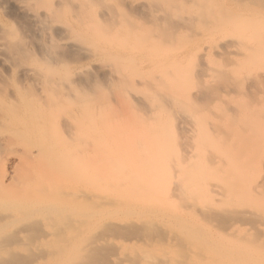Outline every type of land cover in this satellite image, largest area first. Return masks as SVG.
Listing matches in <instances>:
<instances>
[{
  "label": "bare ground",
  "instance_id": "6f19581e",
  "mask_svg": "<svg viewBox=\"0 0 264 264\" xmlns=\"http://www.w3.org/2000/svg\"><path fill=\"white\" fill-rule=\"evenodd\" d=\"M7 1L27 16L33 35L40 40L25 44L17 28L0 23V64L13 73L12 78L0 77V264H22L20 256H24L27 248L39 251L47 249L46 252L41 250L39 255L35 252L34 256L28 257L27 264L106 263L104 254L108 249L105 248L111 245L110 242L96 240L90 245H83V219L90 218L96 211H93L91 204L86 208L83 204V199L87 198L83 190V163L89 156L85 151L92 144L94 146L96 141L109 142L116 139L117 134L113 137L107 128L83 129V105L107 108V100L101 97L98 86H95L92 95L83 93V65L73 67L71 63H83V56L89 60H100L101 63L96 64L94 70L100 75H111L120 83L125 94L116 98V106H112L116 110L114 113L133 103L137 104L138 110H147L148 116L155 115L158 110L169 112L170 107L177 109L179 100H174L175 96L171 93L163 94L165 88L160 86V90L154 83L170 76L174 79L180 69L179 62L185 57L196 54L194 57L198 56L201 61L208 52L236 54L230 48L245 39L252 43L247 49L251 60L255 59V64L264 66V0ZM236 32L239 35L236 36ZM200 38H206L203 40L211 43L202 52L196 50ZM195 50L199 53H195ZM261 65L257 67L263 68ZM140 66L161 75L158 78V75L153 77V73H148V77L152 78L149 81L142 78V83L144 81L147 86L153 83L155 86V93L148 91L153 92L151 95L147 91L145 95L142 90V95L134 93V89L139 91L143 84L141 79L134 80L132 69ZM261 70L254 76L255 87L259 91L251 92L247 103V107L255 106L259 110L256 118L264 113V69ZM129 72L134 77L131 78ZM205 72L207 70L203 65L202 69L198 67L196 70L202 76ZM17 75L24 80L21 81ZM155 77L158 79H153ZM136 82L141 83L138 88ZM179 109H185V106L181 104ZM150 133H147L148 142L145 136L146 141L138 140L142 142L139 151L142 146L145 148V142L151 146L155 136L158 138L159 132ZM159 139L162 143L165 140ZM104 145L105 152L109 154L111 151H106L109 148L106 143ZM131 145L126 148L122 144L123 150L116 145L114 151L120 152L113 151L111 158L124 151L125 155L127 152H137L138 145ZM155 145L160 147L159 142ZM98 146L105 155L100 143ZM244 150L246 164H258L264 171L262 144L253 142ZM98 153L101 154L100 151ZM152 153L160 154V150ZM157 160L151 157L150 164H156ZM139 171V164L124 167L121 172L110 171L111 176H127L118 181H129L131 185L118 186L114 198L96 199L94 195L90 200L96 207H109L124 215L132 214L140 206L143 210L150 208L154 203L152 200L156 199L153 197L158 190H162L158 185L159 177L148 175L140 184L135 180ZM185 180L176 185L171 194L177 198L188 194L191 198L188 204L191 206L196 205L194 198L212 190L209 185H196L194 179ZM259 186L260 189L264 187V175ZM198 208L205 222L218 219L217 211ZM258 214L237 212L234 219L255 223L259 220ZM131 227L132 224L125 220L105 228L106 232L114 234L125 233L127 229L130 232ZM207 230L190 229L185 235L191 240L204 239L199 245L200 248L207 246L204 259L193 255L184 262L171 261L170 264H244L243 261L247 264H264V250L256 239H251L249 246L234 244L232 249H226L225 254L217 255L219 241H212ZM144 256L120 253L109 264H148L143 261ZM158 264L166 262L160 259Z\"/></svg>",
  "mask_w": 264,
  "mask_h": 264
},
{
  "label": "rangeland",
  "instance_id": "374dc122",
  "mask_svg": "<svg viewBox=\"0 0 264 264\" xmlns=\"http://www.w3.org/2000/svg\"><path fill=\"white\" fill-rule=\"evenodd\" d=\"M0 23L17 28L24 37L25 44L37 42L39 39L33 35L32 26L27 16L12 7L7 0H0ZM235 35L239 34L236 32ZM200 39L203 42L198 41V43L200 42L202 45L197 43L199 49L196 47V50L202 52L211 43L207 40L205 42L206 38ZM251 44L245 39L237 42L230 48L231 51H236V54L217 55L208 52L204 54L205 57L201 61L198 60V56L194 57L196 54L191 57L187 55L188 57L181 59L180 69L174 79L173 76H170L165 79L166 81L159 79L157 84L154 83L160 90H162L161 87L165 88L163 94H173L175 99L173 95L172 98L179 100L177 109L170 107V115L167 110H160L167 114L158 110L159 114H153L154 117L149 115L151 118L147 115L149 113L146 112L147 110L141 108L138 110L139 107H136L135 103L130 107L129 105L125 106L124 110L118 109L119 113L117 114L114 113L116 110L112 109V106H116L114 104L116 98L125 94L122 92L123 88L121 90V85L119 86L120 83L115 81L111 75L110 78L109 75H100L97 70H94L96 64L101 63L100 60H89L84 56L81 64L71 60L73 67L83 65V93L92 95L95 86H98L101 97L107 100L105 105L107 108H95L94 104H91V108L83 105V129L93 127L104 130L107 128L113 137L117 134L116 139L113 138L109 142L96 141L98 144L95 143L94 146L92 144L89 150L84 149L89 156L83 163V190L87 195L86 199L89 200L86 201L88 203L86 204V199H83V204L86 205L85 208L91 204L93 211H96L93 212L95 219L92 218L93 214L90 218L83 219V245H90L96 240L110 242L111 245L105 248L108 251L106 250V254H104L107 257V262L102 264H109V261L119 256L120 253L145 254L143 261L148 264H158L160 259H163L166 264H170L171 261L179 263L193 255L204 259L207 246L199 247L204 239L197 241L187 238L185 235L190 229L198 231L199 229H208L207 234L210 235L212 241H219L220 246L217 247L215 253L217 255L225 254L226 249H232L234 244L249 246L250 240L253 238L264 250V187L260 189L259 186L264 171L258 164L247 165L244 154L246 146L253 142H260L262 153H264V113H261L262 117L256 118V114L260 113L259 110L255 106L247 107L251 92L259 91V88L255 87L254 76L264 69L263 64H255L256 60H251L252 57L250 58L248 55L247 49L252 46ZM244 49H246V53ZM197 51L195 53H199ZM35 52L40 57L39 52L37 50ZM202 65L207 70L203 76L196 73L198 67L202 69ZM257 65H261L263 68H259ZM132 72L135 73V77L129 72L130 77H134L135 79H133H137V81L141 79V83L142 78H144L143 80H152L149 78L150 76L148 77V73L152 74L153 72L143 66L132 69ZM0 74H2L0 77L2 76L4 79L6 76L13 77V73L1 64ZM153 75L161 77L159 73H153L151 76ZM20 77L18 76V78ZM157 77L153 79H158ZM8 78L6 79L8 80ZM22 78H20L21 81L24 80ZM142 84L139 91L134 89V93L153 94V92H148L155 90L153 83L150 85L154 89L150 85L147 86L144 81ZM144 84L145 87L151 89H146ZM181 104L185 106V109H179ZM150 113L153 112L150 111ZM150 132H159L158 138L155 136L154 140L155 144L159 142L160 147L158 145L154 147L156 146L154 140L151 141V146L146 143L148 142L147 135ZM159 138L165 139L164 141L162 139L163 143ZM138 140L146 141L145 148L142 146L143 151L138 149L139 145H142V142L139 143ZM99 143L104 152L106 143V147L109 148H106V151H111L110 153L116 150V145L120 146L119 149L123 146L128 148L132 146L131 144L136 147L138 145L135 148L140 154L131 151L132 153L127 152L128 154L125 155V151L119 153L120 150H117L120 155L111 158L110 153L105 152L104 155L98 148ZM159 150L161 155L157 153ZM99 151L102 153L99 154ZM152 152H156L157 155ZM139 155L143 156L140 158ZM150 155L156 160L158 155L161 157L159 156L156 164L151 165ZM111 162L114 167L110 168ZM136 163L140 165V171L135 176V180L140 184H142L141 180L148 175L154 174L159 177L158 185L162 190L161 192L158 190L156 193L159 196L155 194L153 199H156L152 200L154 203H151V206L149 204L150 208L143 210L140 206V209L134 210L132 214L124 215L121 212H115L114 209H109V207H96L97 205H94L90 200L91 196L95 195L96 199L114 198V192L119 190L118 186L131 185L129 181L119 182L121 179L128 178L127 176L120 174L111 176L109 172L114 170L121 172L124 167L138 165ZM185 179H194L196 185H209L212 190L194 198L196 205L191 206L189 205L191 198L188 194L180 198L173 197L171 194L176 185L186 181ZM198 207L217 211L218 219L209 223L205 222ZM85 208L83 206L84 213ZM242 211L259 213V220L255 223L251 220H235L234 214ZM125 220L132 224L130 232L129 229L125 233L106 232V226L112 223L117 224V222L122 223ZM212 246L215 245L212 244ZM41 250L46 252L47 249L39 251L35 248H27L24 256H20L22 264L29 262L28 257H32L36 253L41 254ZM45 252H43L44 255ZM243 263L247 264L246 261Z\"/></svg>",
  "mask_w": 264,
  "mask_h": 264
}]
</instances>
